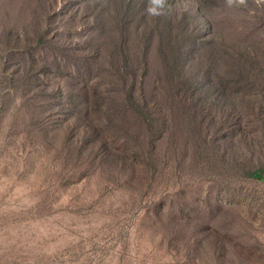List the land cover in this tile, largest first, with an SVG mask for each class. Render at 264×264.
Here are the masks:
<instances>
[{
  "label": "rangeland",
  "instance_id": "1",
  "mask_svg": "<svg viewBox=\"0 0 264 264\" xmlns=\"http://www.w3.org/2000/svg\"><path fill=\"white\" fill-rule=\"evenodd\" d=\"M0 264H264V0H0Z\"/></svg>",
  "mask_w": 264,
  "mask_h": 264
},
{
  "label": "trees",
  "instance_id": "2",
  "mask_svg": "<svg viewBox=\"0 0 264 264\" xmlns=\"http://www.w3.org/2000/svg\"><path fill=\"white\" fill-rule=\"evenodd\" d=\"M254 176L260 178V176H258V175H256V174H254Z\"/></svg>",
  "mask_w": 264,
  "mask_h": 264
}]
</instances>
